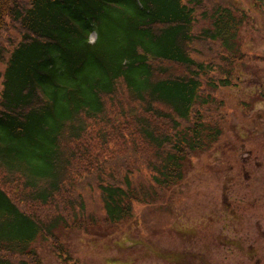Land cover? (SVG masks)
Wrapping results in <instances>:
<instances>
[{
	"label": "trees",
	"instance_id": "16d2710c",
	"mask_svg": "<svg viewBox=\"0 0 264 264\" xmlns=\"http://www.w3.org/2000/svg\"><path fill=\"white\" fill-rule=\"evenodd\" d=\"M204 1L0 0V45L10 46L6 58L0 49V264H34L31 245L66 219L88 229V191L100 192L110 224L130 219L147 194L135 172L171 189L219 140L201 107L230 80L210 77L215 64L192 49L210 40L234 51L241 19L219 7L196 34ZM120 92L130 103L114 101ZM101 124L117 131L104 138Z\"/></svg>",
	"mask_w": 264,
	"mask_h": 264
},
{
	"label": "rangeland",
	"instance_id": "374dc122",
	"mask_svg": "<svg viewBox=\"0 0 264 264\" xmlns=\"http://www.w3.org/2000/svg\"><path fill=\"white\" fill-rule=\"evenodd\" d=\"M219 7L241 19L236 49L210 40L192 49L197 59L215 64L210 77L230 80L227 87L206 90L215 103L201 107L206 124L219 121V140L186 161L182 181L171 189L154 185L145 168L135 172V187L147 194L121 224L106 221L98 190L84 193L88 229L66 219L53 236L41 234L30 248L34 264H264V0H205L196 11V34L212 28ZM7 48L4 41V58ZM5 65L0 59V92ZM117 99L129 102L121 92ZM98 130L104 138L117 131L102 124Z\"/></svg>",
	"mask_w": 264,
	"mask_h": 264
}]
</instances>
